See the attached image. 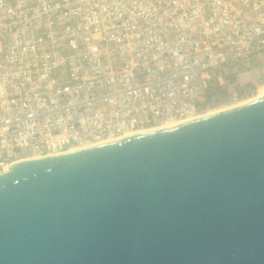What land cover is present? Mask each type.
I'll return each mask as SVG.
<instances>
[{
    "label": "built area",
    "instance_id": "obj_1",
    "mask_svg": "<svg viewBox=\"0 0 264 264\" xmlns=\"http://www.w3.org/2000/svg\"><path fill=\"white\" fill-rule=\"evenodd\" d=\"M264 85V0H0V171Z\"/></svg>",
    "mask_w": 264,
    "mask_h": 264
},
{
    "label": "water",
    "instance_id": "obj_2",
    "mask_svg": "<svg viewBox=\"0 0 264 264\" xmlns=\"http://www.w3.org/2000/svg\"><path fill=\"white\" fill-rule=\"evenodd\" d=\"M0 264H264V95L0 171Z\"/></svg>",
    "mask_w": 264,
    "mask_h": 264
},
{
    "label": "bare ground",
    "instance_id": "obj_3",
    "mask_svg": "<svg viewBox=\"0 0 264 264\" xmlns=\"http://www.w3.org/2000/svg\"><path fill=\"white\" fill-rule=\"evenodd\" d=\"M264 95V85H262L261 87H260V89H259V93L256 95V96H254L253 98H257V97H260V96H263ZM242 103V102H241ZM216 110H220V109H216ZM212 111H215V110H212ZM208 112H210V111H208ZM176 122H179V121H174V122H168V123H166V124H163V125H161V126H158V127H151V128H147V129H153V128H160V127H164V126H168V125H171V124H174V123H176ZM146 130V129H145ZM133 132V131H132ZM111 140H114V139H111ZM108 141H110V140H108ZM90 146H92V145H84V146H82V147H80V148H86V147H90ZM80 148H78V149H80Z\"/></svg>",
    "mask_w": 264,
    "mask_h": 264
}]
</instances>
